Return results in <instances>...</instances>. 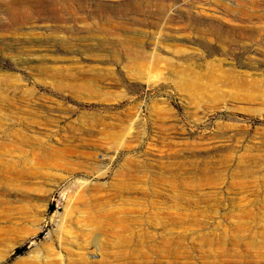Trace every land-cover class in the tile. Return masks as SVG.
I'll list each match as a JSON object with an SVG mask.
<instances>
[{
  "label": "rangeland",
  "instance_id": "374dc122",
  "mask_svg": "<svg viewBox=\"0 0 264 264\" xmlns=\"http://www.w3.org/2000/svg\"><path fill=\"white\" fill-rule=\"evenodd\" d=\"M0 264H264V0H0Z\"/></svg>",
  "mask_w": 264,
  "mask_h": 264
},
{
  "label": "bare ground",
  "instance_id": "6f19581e",
  "mask_svg": "<svg viewBox=\"0 0 264 264\" xmlns=\"http://www.w3.org/2000/svg\"><path fill=\"white\" fill-rule=\"evenodd\" d=\"M12 18H17V13H13Z\"/></svg>",
  "mask_w": 264,
  "mask_h": 264
}]
</instances>
